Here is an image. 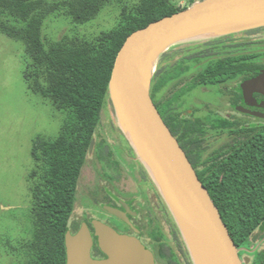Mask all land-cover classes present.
<instances>
[{
    "label": "trees",
    "instance_id": "obj_1",
    "mask_svg": "<svg viewBox=\"0 0 264 264\" xmlns=\"http://www.w3.org/2000/svg\"><path fill=\"white\" fill-rule=\"evenodd\" d=\"M186 1L180 6L176 0H0V33L21 43L23 78L32 91L48 98L63 114L57 136L33 140V166L27 176L30 227L23 240L11 245V264H65V233L90 142L109 98L108 81L116 54L130 33L196 0ZM105 9L112 14L113 26L90 36L72 29L57 38L43 34L51 15H63L71 23L83 25ZM225 36L191 40L200 45L193 48L192 57L206 58L204 84L237 77L246 66L232 63L243 60V56L226 54L215 59L203 49V45L219 47ZM181 45H172L159 57L150 96L241 249L239 256H248V264H264V241L258 244L264 237V227L259 229L264 223V123L230 126L226 120L207 115L201 120H184L182 98L187 91L182 86V52L179 58L165 62L169 52ZM261 57V52L250 51L248 71L262 66L258 64ZM206 122L231 142L206 149L202 145ZM96 145L102 150L101 141ZM102 155L101 160L109 157ZM173 224L179 231L175 221Z\"/></svg>",
    "mask_w": 264,
    "mask_h": 264
},
{
    "label": "water",
    "instance_id": "obj_2",
    "mask_svg": "<svg viewBox=\"0 0 264 264\" xmlns=\"http://www.w3.org/2000/svg\"><path fill=\"white\" fill-rule=\"evenodd\" d=\"M259 27H264V0H196L130 33L116 54L108 81L109 99L136 154L142 162V152L146 151L162 177V190L155 185L165 198L195 264L198 263L190 236L181 230L178 217L196 225L211 264H246L249 257L239 256L240 248L207 189L162 119L150 96L152 78L159 57L172 45ZM241 88L246 99L253 92L264 95V68L243 81ZM256 114L264 118V113ZM93 146L94 139L89 152ZM105 208L126 219L120 210ZM92 225L98 246L107 259L91 257L92 236L84 222L75 233L69 230L65 233V264H154L152 252L138 238L119 234L97 219L92 220Z\"/></svg>",
    "mask_w": 264,
    "mask_h": 264
},
{
    "label": "rangeland",
    "instance_id": "obj_3",
    "mask_svg": "<svg viewBox=\"0 0 264 264\" xmlns=\"http://www.w3.org/2000/svg\"><path fill=\"white\" fill-rule=\"evenodd\" d=\"M176 1L180 6L187 3L186 0ZM111 15L105 9L95 20L83 25L73 24L63 15H51L45 21L43 34L50 38H57L61 33L72 29L79 35L90 36L98 32L99 29L113 26L114 21ZM99 24L101 25L98 27ZM246 31H233L224 35H228V38L234 41H245L246 44H249L250 51L262 53L261 62H264V28L257 30L258 32ZM210 37L214 40L219 36L213 37L212 35ZM199 46L192 44L191 40H187L182 44V47H177L169 52L168 60L165 62L168 63L179 58L181 56L179 51L192 53L194 52L193 48ZM202 47L208 49L207 54L215 59L223 57L231 51V53L236 51L227 49L225 45L219 47L203 45ZM201 62L205 65L206 58H202ZM23 67L21 43L0 33V264H11V245L23 240L30 227L31 193L27 176L33 166L30 153L33 140L38 137L54 138L58 135L63 122L62 112L57 110L48 98L29 88L22 76ZM219 97L220 92L216 86L212 85L207 89L199 88L190 94L188 98L190 102L186 104L184 110L191 108L190 105L204 103L206 106L205 103H207L210 111L215 110L220 114H226L228 112L227 107L218 106L220 104ZM234 114L236 117H241L236 112ZM204 115H206L205 111L200 110L195 113L194 117L200 119ZM247 119L254 121L252 118ZM209 125L208 122L204 125L205 132L203 133L202 145L206 149L217 148L229 141L231 142L230 138H227L223 132H216L211 127L209 128ZM93 139L94 146L87 155L85 166L79 178L74 209L68 221V227L72 228L78 225V220L84 219L87 214H92L102 220L113 221L94 201V197L102 198V185L105 188L110 185L126 200L136 196L138 200L135 201L134 206L139 211H143L147 204V192L145 187L139 186H142V183L136 176L142 170L147 183L154 189L159 208L164 211L163 216L160 215V212L157 214V211L150 204V216L160 223L165 232L169 231L170 223L174 222L173 215L165 198L127 138L109 98L101 111L100 123ZM99 141L103 143L102 150L96 145ZM104 153L108 154L109 157L101 160L99 156H103ZM105 171L118 182L109 181L108 174L103 173ZM119 187L121 189H118ZM259 229H263L262 225ZM178 237L182 241L184 253L188 251L190 261L195 264L180 231ZM178 252L182 253L184 263L189 264L183 256V252L181 250Z\"/></svg>",
    "mask_w": 264,
    "mask_h": 264
},
{
    "label": "flooded vegetation",
    "instance_id": "obj_4",
    "mask_svg": "<svg viewBox=\"0 0 264 264\" xmlns=\"http://www.w3.org/2000/svg\"><path fill=\"white\" fill-rule=\"evenodd\" d=\"M223 41L224 43H222L221 46L225 45L227 49L236 50L233 53H231V51L227 55L244 57L243 60H234L232 63L244 64L246 66L242 71H239L240 75H238L237 78L234 76H226L224 78H221L222 81L216 84H204L203 79L206 78L202 75V57L193 58V52L191 53L184 51V53H182V86L187 92L182 98V118H184V120L197 119L194 117L195 113L200 110H204L207 116H212L214 119L221 118L223 120H226V124L230 126L237 123L239 124L242 121V125L246 127L252 124H262L264 123V118L258 116L256 113H264V95L259 92H253L251 98L246 99L242 92L241 83L247 79L255 77L260 72V70L264 68V62H261V60H259L258 64L262 66L256 70H253L251 73L250 71H248L247 67L250 66V61L247 60L250 53L249 44H246L244 41V45H241L240 41L243 40H240L239 42L234 41L229 39L228 36L225 37ZM212 85L216 86L220 92V104L218 106L224 105L225 107H227L228 112L226 114H220L215 110L210 111L208 109L207 103H205L206 106L204 105V103L190 105L192 109L187 108L184 110L186 104L190 102L188 101V98L193 91L199 88L207 89ZM234 112L239 114V116L241 117H236ZM247 118H252L254 119V121H250V119L248 120ZM201 119H203V117H201L199 120ZM210 127L211 125H209V128ZM103 173H106V175L108 174L109 181L115 183L118 182V180L113 179V176H111L108 172L105 171ZM136 176L142 183V186H139L145 187V190L147 192V204L143 211H139L134 206L135 201L138 200L136 196L131 197L128 200L123 199L110 185L106 186L107 188H105V186L101 184L102 198L97 199L94 197V201L113 219V221L102 220L92 214H87L84 219L80 218L78 220V225L72 228L69 227V231L75 233L82 223L85 222L87 224L92 236V246L90 252L93 259H107V254L98 246L97 236L95 235V230L92 225V220L97 219L113 228L119 234H126L138 238L143 246L152 252L154 264H185V260L181 256L182 253L180 254L178 250H181V252H183V256L187 259V262L189 264H192V262L190 261L191 258H189L188 253L186 251L184 253L182 249V241L179 240V232L177 231V228L174 226L173 222L170 223L169 231L165 232L160 223L158 221H155V219L150 216V204H152L153 209L157 211V214L160 212V215L163 216L164 211L159 208L154 189L147 183L142 170ZM118 189L121 188L119 187ZM154 196L156 202L154 200ZM106 206L120 210L122 213H124L126 219H122L111 214L105 208ZM261 225L262 227H264V223H262ZM262 241H264V237L258 242V244H261Z\"/></svg>",
    "mask_w": 264,
    "mask_h": 264
},
{
    "label": "bare ground",
    "instance_id": "obj_5",
    "mask_svg": "<svg viewBox=\"0 0 264 264\" xmlns=\"http://www.w3.org/2000/svg\"><path fill=\"white\" fill-rule=\"evenodd\" d=\"M141 159L147 171L149 172L152 180L162 190V185H163L162 177L160 176L156 167L152 163L150 157L144 150L142 152ZM177 219H178L177 222L181 230H184V232L187 231L188 236H190L192 247L194 248V251H195L194 256L197 260V263L198 264H211L210 256L208 255L205 249L203 237L200 231L196 229V225L194 223H190L189 221H186L185 219H182L181 217H178Z\"/></svg>",
    "mask_w": 264,
    "mask_h": 264
}]
</instances>
